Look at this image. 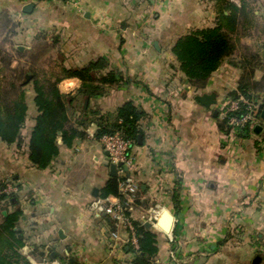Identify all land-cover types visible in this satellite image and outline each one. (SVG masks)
I'll return each instance as SVG.
<instances>
[{
  "label": "crops",
  "instance_id": "0c3cea01",
  "mask_svg": "<svg viewBox=\"0 0 264 264\" xmlns=\"http://www.w3.org/2000/svg\"><path fill=\"white\" fill-rule=\"evenodd\" d=\"M28 3L33 9L26 13ZM2 14L15 24L10 40L18 52L28 55L42 37L56 49L58 69L104 58L122 74L118 87L88 101L90 109L111 112L133 101L145 111L144 137L132 145V161L116 177H130L138 186L127 202L132 224L145 226L154 210L157 220L163 211L173 216L169 232L154 222L145 226L156 234L158 248L150 264H264V121L244 134L218 126L244 55L260 56L254 80L264 78V0H0ZM234 15L231 26L228 18ZM218 23L231 36L234 52L203 89H195L172 46L179 37ZM58 86L75 93L80 80L64 79ZM27 89L20 145L0 139V183L18 196L7 208L23 212L17 227L24 239L20 252L31 264H132L136 232L133 236L99 208L120 200L100 197L112 176L102 141L94 137L96 126L71 147L59 140L51 164L34 167L28 143L37 112ZM211 93L215 103L209 107L196 99ZM255 94L261 104L264 90Z\"/></svg>",
  "mask_w": 264,
  "mask_h": 264
},
{
  "label": "trees",
  "instance_id": "16d2710c",
  "mask_svg": "<svg viewBox=\"0 0 264 264\" xmlns=\"http://www.w3.org/2000/svg\"><path fill=\"white\" fill-rule=\"evenodd\" d=\"M230 7L237 11L236 6L231 4ZM0 17L4 21V30H14L15 24L6 14ZM234 17L228 18L231 26ZM234 49L231 36L218 23L214 27L196 29L179 37L171 50L190 84L195 89H203L210 75L226 57L233 54ZM16 53L34 61L42 57L37 52L28 55L18 51ZM11 59V55L0 50V139L8 144L20 145L21 130L28 115L27 87H31L37 114L29 136L28 157L34 167L47 168L59 154V140L64 146L71 147L76 140L87 137V129L92 124L96 126V139L119 133L135 145L139 142V136L144 137L140 121L146 117V113L133 101H126L111 112L90 109L88 105L83 107L85 99L89 101L102 97L124 81L122 74L111 69L104 58H97L82 67L61 66L57 74H48L44 68L37 71L33 65L28 68L12 67ZM260 60L258 54L251 52L243 56L242 74L236 90L228 94L230 99L242 95L249 101L258 102L259 96L255 92L264 90V78L254 80V72L260 66ZM69 78L80 80L75 93H65L59 89V83ZM263 102L259 104V114ZM244 111L242 105L235 114ZM218 126L225 133L230 131L226 117L219 120ZM250 129L247 127L239 134L248 133ZM120 179L122 177L110 178L102 188L100 197L114 195L127 209L126 198L118 189ZM173 197L176 202L177 193ZM17 198L15 192L6 191L4 182L0 183V264H31L27 256L20 252L24 239L17 227L23 212L21 209L13 208L9 211L7 208L8 205L14 207ZM2 211H6L5 215ZM133 225L138 237V248L132 264H150L149 258L154 257L158 251L156 234L141 223L133 222Z\"/></svg>",
  "mask_w": 264,
  "mask_h": 264
},
{
  "label": "built area",
  "instance_id": "2783aa9c",
  "mask_svg": "<svg viewBox=\"0 0 264 264\" xmlns=\"http://www.w3.org/2000/svg\"><path fill=\"white\" fill-rule=\"evenodd\" d=\"M74 2L75 0H70ZM244 106L245 111L240 114H235L240 109V106ZM259 104L255 100H247L242 95H239L235 99H228L222 109L223 117L227 118V124L230 130L236 133L241 132L245 128H253L255 124L260 120V114L258 113ZM259 114V118H258ZM103 144L104 150L108 153V163L118 164L122 163V166L118 167L117 173L124 174L123 166L128 167L132 161L131 141L125 139L121 134L114 133L112 135H106L100 138ZM118 189L121 195L128 199L133 198L135 192L138 189L137 184L130 177H122L118 184ZM101 211L110 215L116 220H121L129 229V231L135 236V227L132 224L126 208L121 204L120 201L115 204L112 203H101L99 204ZM157 211L154 210L148 217L149 222H156L155 218ZM113 238H117L115 233H112ZM48 264H59V263H48Z\"/></svg>",
  "mask_w": 264,
  "mask_h": 264
},
{
  "label": "rangeland",
  "instance_id": "374dc122",
  "mask_svg": "<svg viewBox=\"0 0 264 264\" xmlns=\"http://www.w3.org/2000/svg\"><path fill=\"white\" fill-rule=\"evenodd\" d=\"M3 25V18L0 17V50L1 52L4 51L7 54L11 55L12 64H14V61L17 62V65L16 63L14 64L15 67L22 66L24 68H28L29 66L33 65L35 66L37 71L41 68H44V70L47 71L48 74H57L59 72V69L57 68L59 57L56 53V49L52 50L50 43H48V41L44 40V38L42 37H36V40H34V42L32 43V48L30 49V53L37 52L38 54H42V57L37 61H34L32 58H24V61H18L17 59L20 56L16 53L17 44H15L14 41L10 40V37L12 35L11 33L15 31V28L11 32H8V30H4ZM33 49L34 51H32ZM5 74H7V71H5Z\"/></svg>",
  "mask_w": 264,
  "mask_h": 264
},
{
  "label": "water",
  "instance_id": "95a60500",
  "mask_svg": "<svg viewBox=\"0 0 264 264\" xmlns=\"http://www.w3.org/2000/svg\"><path fill=\"white\" fill-rule=\"evenodd\" d=\"M33 9V4L28 3L24 6L23 11L26 13L31 12ZM196 99L201 102L203 105L209 107L212 103H215V94L211 93V94H203L200 96H197ZM88 100L85 99L84 101V108L87 106ZM216 113V111H215ZM260 119H262L264 121V104L262 106L261 112H260ZM260 128V126H256L254 131L258 132V129ZM142 137L139 136V142L141 143ZM106 160L108 162V153L106 152ZM122 166V163H118V164H109V169H110V176L112 177H116L117 176V169L118 167ZM123 168L126 170V166H123ZM98 191L97 189H94L93 191V195H97ZM5 214V212H3ZM157 224V226L159 228H161L163 231L165 232H169L171 230L172 227V223H173V216L168 212V211H163L160 218L155 222ZM152 225V222H147L145 224L146 227H150ZM259 257H256L254 259V263H256V261H258Z\"/></svg>",
  "mask_w": 264,
  "mask_h": 264
},
{
  "label": "clouds",
  "instance_id": "9594fccd",
  "mask_svg": "<svg viewBox=\"0 0 264 264\" xmlns=\"http://www.w3.org/2000/svg\"><path fill=\"white\" fill-rule=\"evenodd\" d=\"M68 83H69V85H74L75 81L74 80L73 81H69Z\"/></svg>",
  "mask_w": 264,
  "mask_h": 264
}]
</instances>
